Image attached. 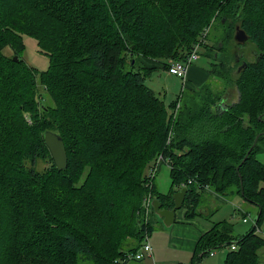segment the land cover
<instances>
[{
  "label": "trees",
  "instance_id": "trees-1",
  "mask_svg": "<svg viewBox=\"0 0 264 264\" xmlns=\"http://www.w3.org/2000/svg\"><path fill=\"white\" fill-rule=\"evenodd\" d=\"M214 25L222 55L207 54L210 77L234 85L238 101L195 90L175 115L178 101L168 107L146 85L156 70L146 62L183 61ZM237 26L254 44V61L239 51ZM23 36L38 42L47 70L26 64ZM8 48L18 62L5 55ZM44 94L53 105L41 104ZM28 111L41 122L31 116L35 125L27 126ZM46 131L64 141L63 171ZM159 153L172 161L173 188H189L188 219L201 214L205 186L259 208L242 237L227 221L214 224L192 264L233 245L223 264H261L264 0H0V264H114L138 251L154 229V210L147 221L135 215L147 192L145 169ZM40 160L48 163L42 172ZM153 191L163 208H174V189ZM128 215L141 220L132 228Z\"/></svg>",
  "mask_w": 264,
  "mask_h": 264
},
{
  "label": "rangeland",
  "instance_id": "rangeland-1",
  "mask_svg": "<svg viewBox=\"0 0 264 264\" xmlns=\"http://www.w3.org/2000/svg\"><path fill=\"white\" fill-rule=\"evenodd\" d=\"M211 29L208 30L205 29L204 33L202 36H200L199 41L196 43H200L202 38H203V43L201 44V49L199 51V59L193 63V66L198 67L201 70H206V72L210 73V70L212 68V62L213 59L210 58L207 54H211L214 55L216 52L219 53L215 46H214V42L218 39V26L214 25L212 27H209ZM208 30V31H207ZM24 38V44H25V51L21 56H23V59L25 60L26 64L31 67L34 68L36 70H38L39 72H43L45 70L48 69L49 66V59L46 55L41 54L39 52V47H38V42L33 39L32 37L29 36H23ZM208 40H207V39ZM208 46V47H207ZM219 47H222V44H219ZM239 51L242 54L243 58L246 61H254L256 59V49L254 48V44L251 42H246L244 45H241L239 47ZM187 52V51H186ZM191 52V51H190ZM5 55L7 57H10L12 59H14L15 57H18L16 55H13L14 52L11 49H6L4 51ZM219 55L221 56V52L219 53ZM179 59V58H177ZM15 61V60H14ZM18 61H19V57H18ZM15 61V62H18ZM165 62H159V61H147L146 65L147 67H154V69H156L145 81L146 85L148 87H150L151 89H153L155 91V93L158 95V97H160L162 100H164V102L166 103V105L169 107V105L172 102H179V107L176 104V108L178 109L177 112H179L182 108V103L188 98L190 97V94L192 91H198L201 94H207L208 92L212 95V97L214 95H221L222 97V102L225 101V99H230L231 101H233L234 99L237 98L236 95V87L232 84L227 83L225 80L217 78V77H213V76H209L207 78V80L204 82V85H200V86H196L195 90L193 89H189V87L186 85L187 83H185V85L183 84V81L178 78L175 75H171L168 73V65L170 62H174L173 60H164ZM178 62V61H175ZM240 68V67H239ZM41 81L40 78L37 77L36 78V88L38 89V91L40 93H44L43 89L41 87ZM235 93V94H234ZM45 97H43V99H41V104H45L49 99L48 97L46 98V95L44 94ZM180 97V98H179ZM179 99V100H178ZM48 104H52L51 100L50 102H47ZM175 108V109H176ZM174 109V110H175ZM27 114H25L24 116V120H27V126H34V122L31 118V116L37 120V122H41V117L38 113L37 116L34 115V113L28 111L26 112ZM36 116V117H35ZM162 156L163 160L160 164H162L161 166L159 165V167L157 168V173H156V177L155 179L153 178V183H151L148 178L147 175L150 172V170L154 171L156 170L155 166H154V161ZM164 159L166 161H164ZM170 159V157L165 156L163 153H159L158 155H156L154 157V159H152L148 166L145 169V174H144V187L146 189V194H144V196L141 198V207L140 210L141 211H137L136 213V217L139 216L142 218V216L145 218V220H149V217H147L146 215V208L148 205V201L150 198H152L154 196V191L153 188L156 184V189L157 191L162 194V195H167L169 194L173 189L176 192L178 190V188H173L172 186V178H171V168L172 166H169L168 160ZM258 159L264 164V154H260L258 155ZM48 166V163L44 160H40L38 161L37 165H36V170L39 172H42L46 169V167ZM85 180V178L83 179V181ZM260 186L262 188H264V182H262L260 184ZM29 190V189H28ZM26 195H30V193L26 192ZM215 196V195H214ZM225 202H221V201H217L216 204L214 206H212L211 208V212H213V215L210 218H203L201 216H197V220L204 222L205 224H207V221L209 223V225L211 224H217L220 223L222 221L227 220L229 223H231L234 227L233 229V235H235L236 237H242L243 235H245L247 232H249L255 225H256V220L258 219V214H259V208L251 203H248L246 201H244L240 196H233V197H226ZM200 207L203 206V202H199L198 204ZM240 210L237 211V215H235L234 210ZM145 212V213H143ZM244 213H246V217L248 218V222L245 223L244 222ZM131 217L130 215H128L125 219V222L131 226L132 228L138 224V221L140 222L141 219H137V218ZM152 223H153V227L155 229H159L161 225L164 226V228L166 229L165 225L163 224L162 220L159 219L156 215L152 217ZM174 225V224H173ZM171 229V227H170ZM169 228L166 230H170ZM156 232V231H155ZM154 232V233H155ZM258 232H260L262 236H264V222L263 224L260 226ZM149 236L150 235H146ZM159 238V240H163L164 236L161 233H157L154 235V237L152 236L151 241L150 242H157L158 240L156 239ZM126 238V237H125ZM128 241V239L126 240V242ZM133 241V239H130L129 242ZM232 249L230 247H223L218 251V256L217 259H213L211 258L210 255H208L206 258L203 259V262L201 264H223L224 260L222 257L227 258L228 253L231 251ZM262 252H264V249L261 250ZM260 251V252H261ZM167 255L171 256L170 252H167ZM163 256V259L166 258L165 255H161ZM156 261L158 264H161L162 262H159L158 257L156 255ZM218 259L221 260V262L218 263ZM117 261V263H116ZM128 263V262H127ZM125 263V264H127ZM86 264H93V263H86ZM114 264H121V260L119 258L115 259ZM134 264V263H133ZM200 264V263H199Z\"/></svg>",
  "mask_w": 264,
  "mask_h": 264
},
{
  "label": "crops",
  "instance_id": "crops-1",
  "mask_svg": "<svg viewBox=\"0 0 264 264\" xmlns=\"http://www.w3.org/2000/svg\"><path fill=\"white\" fill-rule=\"evenodd\" d=\"M210 76L209 72H206V70H201L198 67H195L191 65L188 69V76L186 82V85L189 87V89H194L196 86L204 85L207 78ZM235 94V93H234ZM236 95L237 98L231 101L230 99H225L224 103H235L238 101L239 95L236 89ZM179 100V99H178ZM175 107L172 109V113L175 112ZM156 186V184H155ZM181 189H178L176 192L180 191ZM217 201H221L222 203L225 202V198L221 196H217L211 192H203V206L200 207L201 214L199 216L203 218H210L213 215V212H211L212 206L216 204ZM237 211L240 212V210H234L235 215H237ZM187 209L182 208L181 210H178L176 212V220L174 225L171 227L170 230H166L163 225L160 226L159 229H153V231L150 234V241L152 236L154 237L155 234L161 233L164 236V239L161 241L159 238L156 237L158 240L150 242L152 246V257L147 258L143 261L138 262H128L127 264H158L156 261V255L158 257L159 262H162L161 264H192L194 262V256H195V250L197 243L199 239L206 234L212 226L215 224L209 225L208 221L207 224L204 222L198 221L195 218L188 219L186 217ZM244 217H246V213H244ZM244 218V219H245ZM248 219V218H247ZM227 221V220H225ZM228 222V221H227ZM248 222V221H247ZM245 222V223H247ZM229 223V222H228ZM231 224V223H230ZM234 229V227H233ZM156 231V232H155ZM155 232V233H154ZM258 234H261L258 232ZM167 252L171 253V256L167 255ZM165 255L166 258L163 259V256ZM218 251H214V256H211V258L217 259ZM223 260H226L222 257ZM260 263L264 264V252H260ZM203 260L201 261V263ZM221 262L220 259H218V263ZM200 263V264H201Z\"/></svg>",
  "mask_w": 264,
  "mask_h": 264
},
{
  "label": "water",
  "instance_id": "water-1",
  "mask_svg": "<svg viewBox=\"0 0 264 264\" xmlns=\"http://www.w3.org/2000/svg\"><path fill=\"white\" fill-rule=\"evenodd\" d=\"M225 20H223L224 22ZM237 43L245 44L249 37L245 31L240 29L238 26L236 27V33L234 37ZM15 61H18V57L14 58ZM239 61V60H238ZM246 66V63L242 64L239 68L241 70L243 67ZM257 136L253 147L257 144L258 138ZM44 142L48 149L51 152L52 158L54 163L59 171H63L68 166V156L66 152V147L62 137L52 131H46L43 135ZM251 151V150H250ZM249 155V153H248ZM247 155V157H248ZM239 169V168H238ZM189 192V188L183 187L180 191L174 193L173 200H174V208L172 209H165L163 208V203L157 199L153 198L151 201L152 208L154 210V214L162 220L163 224L165 225L166 229H170L173 226L176 220V212L183 208L185 198L187 193ZM259 218V217H258Z\"/></svg>",
  "mask_w": 264,
  "mask_h": 264
},
{
  "label": "built area",
  "instance_id": "built-area-1",
  "mask_svg": "<svg viewBox=\"0 0 264 264\" xmlns=\"http://www.w3.org/2000/svg\"><path fill=\"white\" fill-rule=\"evenodd\" d=\"M202 43H203V38H202L200 43L194 45V47L192 48L191 52L186 56V58L183 61L170 62L169 65H168V67H169L168 73L171 74V75H175L178 78H180L183 82H186L187 76H188L189 67L191 65H193V63H195L199 59V51L201 49V44ZM177 105L179 107V102L177 103ZM177 110L178 109L176 108L175 112H174L175 115L178 113ZM162 160H163L162 156L157 158L154 161V166H155L156 170H154V171L150 170V172L147 175V178H148V180L151 183H153V178L155 179V177H156V173L158 171L157 168L159 167V165L160 166L162 165V164H160L162 162ZM164 161H166V160L164 159ZM168 163H169V166H172L171 159L168 160ZM188 184L192 185L193 184V180H190L188 182ZM203 190L206 191V192H211L214 195H217L214 192H212L208 186H205L203 188ZM152 199H153V197L149 199L148 205H147V208H146V215L149 218H150L152 210H153L152 205H151ZM247 221H248V219L245 218L244 222H247ZM232 250H236V245L232 246ZM152 252H153V250H152V246H151V243H150V237L149 236H145V239H144V242H143L141 248L138 251H136V252H127V253H125L123 258H120L121 264H125L127 262H138V261L146 260L147 258H151L152 257ZM210 256H214V251L211 252ZM116 263H117V261H116Z\"/></svg>",
  "mask_w": 264,
  "mask_h": 264
},
{
  "label": "flooded vegetation",
  "instance_id": "flooded-vegetation-1",
  "mask_svg": "<svg viewBox=\"0 0 264 264\" xmlns=\"http://www.w3.org/2000/svg\"><path fill=\"white\" fill-rule=\"evenodd\" d=\"M215 57L217 58H219L220 57V55H219V53H215Z\"/></svg>",
  "mask_w": 264,
  "mask_h": 264
}]
</instances>
